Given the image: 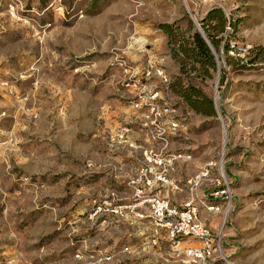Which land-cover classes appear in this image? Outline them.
<instances>
[{
	"label": "rangeland",
	"instance_id": "rangeland-1",
	"mask_svg": "<svg viewBox=\"0 0 264 264\" xmlns=\"http://www.w3.org/2000/svg\"><path fill=\"white\" fill-rule=\"evenodd\" d=\"M214 7L240 20L224 83L181 76L207 117L170 90L159 25ZM161 199L198 208L211 260L169 240ZM0 264H264V0H0Z\"/></svg>",
	"mask_w": 264,
	"mask_h": 264
},
{
	"label": "trees",
	"instance_id": "trees-1",
	"mask_svg": "<svg viewBox=\"0 0 264 264\" xmlns=\"http://www.w3.org/2000/svg\"><path fill=\"white\" fill-rule=\"evenodd\" d=\"M187 30H183L180 25L161 24L160 29L165 33L168 40V47L173 58L180 66V75L171 83L170 90L180 97L188 107L197 114L207 117L216 115V108L213 100L208 97L203 90L192 84H186L181 76L191 73L197 77L211 78L214 73H220V85L224 83L226 70L218 67L214 51L219 52V47L223 45L225 52L231 50L230 41L237 32L240 20L227 17L219 7H214L208 11L200 22V29H195L193 22L185 17ZM229 28L228 32L226 29ZM191 65L190 69H186ZM211 204H217L216 200H211Z\"/></svg>",
	"mask_w": 264,
	"mask_h": 264
},
{
	"label": "built area",
	"instance_id": "built-area-1",
	"mask_svg": "<svg viewBox=\"0 0 264 264\" xmlns=\"http://www.w3.org/2000/svg\"><path fill=\"white\" fill-rule=\"evenodd\" d=\"M207 210L215 211L217 208L210 205ZM151 216L158 226L165 228L167 237L173 243L179 244L183 238H192L197 243L186 249L190 258L209 261L214 257L219 242H215L210 228L201 220L195 205L188 203L178 210L165 199L154 200Z\"/></svg>",
	"mask_w": 264,
	"mask_h": 264
}]
</instances>
